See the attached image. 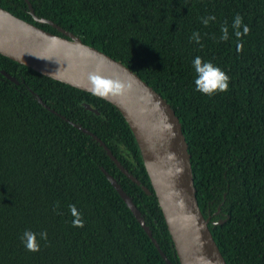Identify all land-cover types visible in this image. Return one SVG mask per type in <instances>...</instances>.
Returning <instances> with one entry per match:
<instances>
[{"label": "trees", "instance_id": "trees-1", "mask_svg": "<svg viewBox=\"0 0 264 264\" xmlns=\"http://www.w3.org/2000/svg\"><path fill=\"white\" fill-rule=\"evenodd\" d=\"M29 1L38 18L121 61L172 106L188 143L199 207L221 254L227 264H264V0ZM0 7L62 35L36 22L25 0H0ZM237 14L250 28L240 39L232 28ZM208 16L216 19L205 26L201 18ZM225 25L227 41L221 39ZM197 56L230 77L227 92L196 91ZM67 120L100 139L151 194ZM102 168L133 198L170 262L180 264L120 111L0 55V264H166ZM73 205L82 228L72 226ZM26 230L37 234L39 252L26 250ZM44 231L46 241L39 238Z\"/></svg>", "mask_w": 264, "mask_h": 264}, {"label": "water", "instance_id": "water-1", "mask_svg": "<svg viewBox=\"0 0 264 264\" xmlns=\"http://www.w3.org/2000/svg\"><path fill=\"white\" fill-rule=\"evenodd\" d=\"M25 2L36 22L49 24L62 35L47 32L0 7V55L88 93H92L88 79L90 73L123 81L127 87L122 95L102 99L120 111L136 139L180 264H227L209 228L210 218H205L199 207L188 143L172 106L121 61L84 44L76 35L52 21L38 18L30 1ZM1 73L19 84L6 71L1 70ZM36 98L48 108L38 95ZM81 105L100 115L92 104L83 102ZM67 122L91 135L127 178L151 194L100 139L82 126ZM102 171L152 239L166 264H172L153 238L133 198L104 168Z\"/></svg>", "mask_w": 264, "mask_h": 264}, {"label": "clouds", "instance_id": "clouds-1", "mask_svg": "<svg viewBox=\"0 0 264 264\" xmlns=\"http://www.w3.org/2000/svg\"><path fill=\"white\" fill-rule=\"evenodd\" d=\"M215 19V16H208L201 18V22L205 26H208L209 23ZM232 28L234 29V35L237 39L242 38L250 32V28L243 23V17L239 14L234 17ZM221 32V39L227 41L229 39V29L227 25L222 27ZM192 39L200 43V33L194 32L192 34ZM237 51H243L242 43L237 44ZM193 66L197 74L194 81L196 91L208 96H213L218 92H227L229 90L230 77L212 62H206L201 57L197 56L193 60ZM88 79L91 84L90 91L92 94L105 99L122 95L127 87V85L119 79L108 78L98 73H90ZM70 211L74 217L72 226L82 228L84 226L82 214L78 212L74 205L70 206ZM39 238L40 240L46 241L48 239V233L46 231L39 233ZM22 240L24 241L26 250L34 253L40 251V244L36 233L26 230L23 233Z\"/></svg>", "mask_w": 264, "mask_h": 264}]
</instances>
